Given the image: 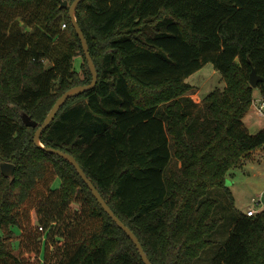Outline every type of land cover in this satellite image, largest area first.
Returning <instances> with one entry per match:
<instances>
[{
  "label": "trees",
  "instance_id": "trees-1",
  "mask_svg": "<svg viewBox=\"0 0 264 264\" xmlns=\"http://www.w3.org/2000/svg\"><path fill=\"white\" fill-rule=\"evenodd\" d=\"M76 18L98 83L40 141L76 158L153 264H196L221 223L209 192L234 206L229 173L264 146L244 122L250 74L264 78V0H84ZM209 63L226 86L197 103L186 80ZM91 82L69 9L0 0V264H144L75 168L34 142L57 100ZM211 264H264V208L238 213Z\"/></svg>",
  "mask_w": 264,
  "mask_h": 264
},
{
  "label": "rangeland",
  "instance_id": "rangeland-1",
  "mask_svg": "<svg viewBox=\"0 0 264 264\" xmlns=\"http://www.w3.org/2000/svg\"><path fill=\"white\" fill-rule=\"evenodd\" d=\"M21 26L26 32L32 31V28L25 26L23 23H21ZM82 62L81 55L74 60L75 69L81 71V73ZM186 82L192 85V90L187 95L197 103H201L216 88L223 89L226 86L222 80L221 72L215 69L211 63L206 64L202 69L187 78ZM259 95L260 89L254 88V101L260 99ZM255 109V105H253L245 117L246 119H244L252 134L264 127V118L258 117ZM249 157L246 158L241 166L232 169L229 173L228 188L233 196L236 197L234 206H231L224 189H215L208 194V198H213L217 201L213 217L219 218L221 223L215 234L209 237L212 245L202 252L196 264L212 263L214 256L229 237L232 223L238 213H246L250 208L261 209L264 206V146L254 152L253 156L250 155ZM60 185V178H56L53 187L58 188ZM13 231L17 236L13 242V247L18 250V236L20 235L18 226H14Z\"/></svg>",
  "mask_w": 264,
  "mask_h": 264
},
{
  "label": "water",
  "instance_id": "water-1",
  "mask_svg": "<svg viewBox=\"0 0 264 264\" xmlns=\"http://www.w3.org/2000/svg\"><path fill=\"white\" fill-rule=\"evenodd\" d=\"M60 2V6L62 9H69V16L71 18L72 24L74 29L76 30L83 49L85 53L86 60L88 62L89 69L92 74V82L89 85H80L71 88L68 90L66 93H64L55 103L54 107L52 110L49 112L47 118L45 119L44 123L38 127L37 131L35 132L34 135V142L35 144L42 150L53 154L57 155L65 160H67L77 171L81 179L84 181V183L88 186V188L91 190L92 194L94 197L97 199V201L100 203L104 211L109 215V217L116 223V225L124 232L126 235L132 240L134 245L136 246L144 264H153L150 259L148 258V255L146 254L141 242L139 241L138 237L135 235V233L114 213V211L111 209V207L107 204L105 199L102 197L101 193L98 191V189L95 187L93 182L88 178L87 174L79 164V162L76 160V158L67 153L64 152L60 149H55L52 147H46L44 146L41 141L40 137L43 134V132L50 126V124L53 122L55 119L56 115L60 111V109L66 104V102L70 98L77 97L87 91L93 90L97 83H98V72L96 65L93 61V58L91 57L90 50H89V45L88 41L85 37V34L83 33L77 18H76V11L79 5L84 1V0H75L72 4L69 3L67 0H58ZM250 84L252 85L253 88H257L260 84L264 85V78L258 75L256 70H253L250 74ZM22 119L24 123L29 126V127H37L38 124L37 122L33 121L27 114L22 115ZM1 171L2 173L7 176H13L16 171V166L12 163H2L1 164ZM229 181L227 180L226 186L228 187Z\"/></svg>",
  "mask_w": 264,
  "mask_h": 264
},
{
  "label": "built area",
  "instance_id": "built-area-1",
  "mask_svg": "<svg viewBox=\"0 0 264 264\" xmlns=\"http://www.w3.org/2000/svg\"><path fill=\"white\" fill-rule=\"evenodd\" d=\"M65 27L66 25L64 24L63 28ZM253 104L256 108V115L260 118H264V95H262L258 101H253ZM259 211L260 209L250 208L249 210H247L246 214L252 217L255 216ZM40 229L42 230V228Z\"/></svg>",
  "mask_w": 264,
  "mask_h": 264
},
{
  "label": "crops",
  "instance_id": "crops-1",
  "mask_svg": "<svg viewBox=\"0 0 264 264\" xmlns=\"http://www.w3.org/2000/svg\"><path fill=\"white\" fill-rule=\"evenodd\" d=\"M262 96V93H261V91H260V95H259V97H261ZM254 105V104H253ZM252 105V106H253ZM246 119V118H245ZM254 152H257V150H255V151H253L252 153H251V155L253 156V154H254ZM248 158H250V157H248ZM234 200H236V197L234 196ZM263 208H264V206H263ZM263 208H261V209H263ZM260 209V210H261Z\"/></svg>",
  "mask_w": 264,
  "mask_h": 264
}]
</instances>
